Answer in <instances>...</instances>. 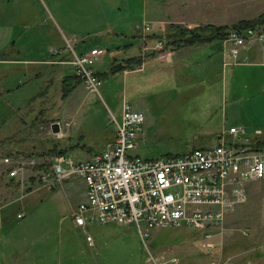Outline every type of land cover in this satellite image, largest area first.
I'll list each match as a JSON object with an SVG mask.
<instances>
[{
    "label": "rangeland",
    "instance_id": "1",
    "mask_svg": "<svg viewBox=\"0 0 264 264\" xmlns=\"http://www.w3.org/2000/svg\"><path fill=\"white\" fill-rule=\"evenodd\" d=\"M43 1L50 2L0 0V53L9 50L15 40L26 45L24 58L37 57L38 52L50 56L49 49L40 48L46 42L35 32L36 25L47 27L53 21ZM63 4L70 10L79 7L86 22L83 27L92 24V32L84 30L83 41L74 49L105 50L92 65L101 72L109 71L114 56L123 59L139 53L145 25L161 30L164 36L176 27L231 26L264 13V0H62ZM94 29L103 30L93 33ZM55 41L53 36L50 42L58 47ZM212 43L201 52L203 45H197L171 55V47L163 41L159 52L164 56L158 57L163 73L158 78L137 72L126 77L122 71L109 73L101 78L98 93H89L74 79L73 88L63 96L64 77L73 75L69 65L56 69L43 65L35 73L34 69L0 64V154L48 157L53 145L66 149L78 144L65 154L85 159L113 139L110 114L120 119L125 99L145 116L138 145L131 151L142 158L213 146L217 136L230 127L241 128L242 137L253 138L255 130L238 123L243 109L237 100L254 88L250 84L243 89L247 82L242 76L247 72L241 74L240 66L223 67L218 42ZM66 50L69 59L71 53ZM51 121L60 122L67 136L47 135L45 126ZM65 122L70 126L65 127ZM35 183L21 185L0 176V211L12 213L0 224V264H144L147 249L175 257L176 264H210L215 258L219 264H253L254 253L264 256L257 249L264 242V180L244 185L245 198L225 216L223 233L215 236L217 230L213 232L217 246L211 252L203 249L202 232L191 227L153 230L145 243L133 224L77 228L71 212L84 198V183L66 181L40 191ZM67 187L71 191L64 190ZM18 211L23 212L22 218H16ZM255 264H264V257Z\"/></svg>",
    "mask_w": 264,
    "mask_h": 264
},
{
    "label": "built area",
    "instance_id": "2",
    "mask_svg": "<svg viewBox=\"0 0 264 264\" xmlns=\"http://www.w3.org/2000/svg\"><path fill=\"white\" fill-rule=\"evenodd\" d=\"M150 31L145 25L143 42L145 32ZM155 41L153 48L161 51L163 40ZM263 42L264 26L260 24L227 30L221 50L223 67L247 62V52ZM65 46L71 53L68 63L73 75L89 93H98L101 78L92 65L105 50L77 53L69 40H65ZM110 118L114 137L102 151L79 160L66 154L28 158L0 154V176L21 185L24 181L36 182L38 188L81 180L85 185L84 199L71 212L77 228L85 229L91 224H133L145 243L153 230L191 227L202 232L203 249L213 251L217 246L213 232L217 230L215 236L223 233L225 216L245 198L244 185L264 179V149L250 146L255 140L264 139L259 138L261 133L256 130L253 138H245L241 136V128L230 127L217 136L213 146L146 159L131 153L142 133L143 112L133 109L125 99L120 119L114 114ZM53 123L58 124V132L52 131ZM64 126L69 127L70 123L65 122ZM45 130L47 135L67 136L58 121L48 123ZM22 217L23 212L17 214V218ZM86 240L92 244L90 236ZM257 249L264 251V242ZM172 263H177L175 257L146 250L144 264ZM210 264L219 261L211 259Z\"/></svg>",
    "mask_w": 264,
    "mask_h": 264
},
{
    "label": "crops",
    "instance_id": "3",
    "mask_svg": "<svg viewBox=\"0 0 264 264\" xmlns=\"http://www.w3.org/2000/svg\"><path fill=\"white\" fill-rule=\"evenodd\" d=\"M43 6L45 7V10L47 13H49V16L51 17V23L50 25H48L47 27L45 25H36V29L35 32H39L41 35V38L43 41L45 40L46 43L43 44H39L40 48L47 50L49 49V54L50 56L47 57L42 55V53L38 52L36 53L37 57L34 58H24L23 57V51H25L26 49V45L24 44H20L18 42H16L15 40L12 41L11 45L9 46V50L4 51L2 50L0 53V64L2 65H13L16 66V68H19V66H22L21 69H24L25 71H29L30 69H34V72L36 73V71L38 69H40L41 66L43 65H47V66H56L55 69L57 68V66H68L71 68V70L73 69L72 66L68 63L69 59L65 57V54L67 53V47L66 46H62V44H65V40H69L70 43H74L71 44L73 46V48H75V46L83 41V36L82 33L85 32L84 30H87V34H90L88 32H92V24L87 25L86 26L84 23V18H83V14H79L78 10L79 7L76 8L75 10L73 9H69L67 7L66 4L62 5V0H50L49 4L47 2L43 1ZM79 14V15H78ZM29 15H31L30 13H28V17ZM81 15V16H80ZM90 21V20H89ZM87 20V22H89ZM28 29V28H24ZM95 30V31H94ZM93 33H98L97 30H103V29H94ZM52 31H54V33H52ZM161 31V30H160ZM159 30H151V33H155V34H160ZM81 32V33H80ZM149 33V34H151ZM149 34H145L146 35V41L143 42V36H142V47L138 52L134 53L133 56L131 54V56H128L127 58H134L136 60H138V63L135 64L134 66H132L130 69H124L122 70V73L125 75V77L130 74V73H143L142 75L148 76V78H158V76H160L163 71H162V67H161V63H159L160 59L158 58L159 54L161 52L154 50V44H155V40L151 39ZM53 36H55L56 39V44H60L58 45V47L56 45L53 46V44L51 43L53 41ZM51 40V42H50ZM164 40V39H162ZM165 42V40H164ZM213 44L211 43H200V44H196L193 46H188V47H181V48H177V49H171L170 54L172 55L173 52H179V51H183L184 49H189L192 48L194 46L197 45H203V47L199 48L198 52H201V50L205 49L206 45H211ZM205 45V46H204ZM53 46V47H51ZM62 46V47H61ZM170 47V46H169ZM91 49H96V47H92L89 49V51ZM101 49V48H98ZM151 49V50H149ZM219 51L222 54V48H218ZM147 50H149L148 52H146ZM35 51V49H34ZM41 51V50H39ZM151 51V54H149V56H146L147 53H149ZM63 52V55H62ZM83 52H88L85 50H82L80 52L77 53H83ZM203 52V51H202ZM34 53V52H32ZM204 53V52H203ZM206 54V53H205ZM210 54V53H208ZM248 55V61L244 62V63H240L237 64L235 66H240L241 67V74L243 72H247V74L243 77V80H245L247 83L243 84V89L248 88V86L250 84L252 89V93H250L249 95H244L239 97V100L241 103V107L243 109V111L241 112V118H239L238 123H243L245 124L251 131L253 130H258L261 135L264 138V42L262 44H258L256 46H254V48H252L251 50H249L247 52ZM35 56V55H34ZM44 56V57H43ZM103 56V55H102ZM102 56H99L97 58V60H99ZM180 57V56H177ZM182 57V56H181ZM127 58H119V57H113L112 60V64L110 66V68L113 65H116L120 62H122L123 60L127 59ZM222 60L224 62V56L222 54ZM172 62V61H171ZM109 68V69H110ZM64 70V69H63ZM97 73L101 74L103 72L95 70ZM126 71V72H124ZM121 72V71H120ZM52 72H50L51 74ZM53 74L56 75V71L53 72ZM52 74V75H53ZM38 75H41L40 72H38ZM37 75V76H38ZM241 77V78H242ZM142 76L140 77L141 80ZM54 122V121H51ZM109 142V141H108ZM69 148V147H68ZM88 157V155H86ZM263 166H264V159H263ZM264 180V179H262ZM75 181L71 182L74 183ZM43 189H49V188H43ZM69 187L64 188V190H68ZM36 190H42L41 189H36ZM69 191H71L69 189ZM33 192V191H32ZM70 194V192H69ZM84 197V196H83ZM84 199V198H83ZM21 201V200H20ZM22 212V211H21ZM21 212H17L21 213ZM3 214V220L1 219ZM16 214V215H17ZM12 216V213H7V212H3L1 213L0 211V224H3L4 222H6V220ZM6 218V219H5ZM74 225V224H73ZM256 255L255 257V263L260 260L261 258H263L264 256H260L259 253H254ZM253 263V264H255Z\"/></svg>",
    "mask_w": 264,
    "mask_h": 264
},
{
    "label": "trees",
    "instance_id": "4",
    "mask_svg": "<svg viewBox=\"0 0 264 264\" xmlns=\"http://www.w3.org/2000/svg\"><path fill=\"white\" fill-rule=\"evenodd\" d=\"M254 24H260L264 26V13L258 14L255 18L248 19V20H240L237 23L231 25V26H209L205 25V27L197 26L194 28H179L176 27L174 30H172L170 33H166L164 36L162 34H155L151 33L149 34L151 39H159L165 40V46L172 47V49H177L181 47H188L193 46L200 43H211V42H218V48L221 49L222 47V41L223 38L227 32V30L231 28H237V27H245L250 26ZM206 31H209V34H204ZM168 36V37H167ZM163 40V41H164ZM138 63V60L134 58H127L123 60L122 62L113 65L108 72H103L101 74L98 73V76L100 78H103L109 73H116L120 72L124 69H130L132 66ZM75 79V84L80 82L74 75L71 76H65L63 80V89L64 93L63 96L66 95L68 91L73 88V82ZM81 83V82H80ZM79 145H73L71 148L66 149H59L56 145H53L51 150L48 153L53 154H65V152L69 151L73 147H78ZM252 148L256 149H264V139L255 140L253 143L250 144ZM47 153V152H46ZM47 153V155H49ZM41 155V154H40ZM17 214V213H16ZM17 218V215H16Z\"/></svg>",
    "mask_w": 264,
    "mask_h": 264
},
{
    "label": "water",
    "instance_id": "5",
    "mask_svg": "<svg viewBox=\"0 0 264 264\" xmlns=\"http://www.w3.org/2000/svg\"><path fill=\"white\" fill-rule=\"evenodd\" d=\"M52 131L53 132H58L59 131V126H58L57 123H53V125H52Z\"/></svg>",
    "mask_w": 264,
    "mask_h": 264
}]
</instances>
